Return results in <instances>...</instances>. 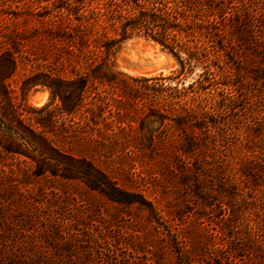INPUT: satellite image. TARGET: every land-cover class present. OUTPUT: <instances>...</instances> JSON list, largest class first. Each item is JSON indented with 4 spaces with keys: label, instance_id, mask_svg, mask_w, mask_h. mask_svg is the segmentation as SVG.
Wrapping results in <instances>:
<instances>
[{
    "label": "rangeland",
    "instance_id": "rangeland-1",
    "mask_svg": "<svg viewBox=\"0 0 264 264\" xmlns=\"http://www.w3.org/2000/svg\"><path fill=\"white\" fill-rule=\"evenodd\" d=\"M58 1L21 8L0 1V52L13 35H26L14 41L18 67L6 83L20 110L51 101L46 86L30 87L27 79L51 73L54 63L61 76H73L60 47L42 34L48 7ZM221 1L223 50L210 54L220 67L215 84L189 89L200 68L183 86L167 82L186 88L182 101L189 106L204 108V128L177 125L173 112L150 141L140 131L147 100L118 97L121 87L105 85L112 110L95 111L96 125L69 139L59 124L48 134L59 152L87 160L151 208L114 203L78 180L34 177L23 158L0 154V264H264V0ZM117 69L144 93L151 82L128 77H170L180 65L160 45L136 38L121 46Z\"/></svg>",
    "mask_w": 264,
    "mask_h": 264
},
{
    "label": "trees",
    "instance_id": "trees-1",
    "mask_svg": "<svg viewBox=\"0 0 264 264\" xmlns=\"http://www.w3.org/2000/svg\"><path fill=\"white\" fill-rule=\"evenodd\" d=\"M7 1L17 2L16 8L28 3H39V0ZM221 4V0L53 2L48 7L50 13L44 16L47 29L42 34L52 46L60 47L57 51L68 64L73 76H61L59 66L54 63L51 73L38 74L25 81L30 87L46 86L50 90V104L41 109H31L28 106L22 110L16 108L6 83L18 67L19 43L14 41L26 35H13V43L8 39L10 47L0 52V154L23 158L32 168L34 177L78 180L109 201L123 205L136 204L150 209L151 205L140 195L118 188L105 173L97 170L87 160L59 152L52 145L53 140L48 134L59 124L62 136L69 139L78 129L96 125L91 117L95 111L105 114V111L112 110L110 102L105 101L108 97L105 85L115 91L121 87L116 93L118 97L127 95L136 100L143 96L147 100V103H143L147 107V113L141 122L140 131L147 132L150 141L162 134L171 121L168 116L173 112L179 118L175 121L177 125L189 124L196 129L204 128V108L201 105L189 106L186 101H182V97L188 93L186 88L182 87V92H179L177 87L172 88L167 82L171 80L183 86L185 80L194 74L195 68H200L201 74L189 89L195 93L201 90L205 92L215 84L217 69L220 67L212 62L210 54L213 49L217 52L223 50L222 36L226 16ZM12 14L18 19L24 16V13ZM233 28L236 29L235 26ZM136 38L160 45L180 65V69L172 72L170 77L137 79L127 76L135 83L151 82V85L145 87L144 93L123 80L125 75L117 69L121 46ZM260 72L259 77L264 80V69ZM196 84L198 87L194 88ZM55 103L56 106L52 109L51 105ZM33 112L43 115L39 118L32 117ZM150 124L152 126L147 127ZM192 148L193 145L188 146V149ZM78 164L83 167H78Z\"/></svg>",
    "mask_w": 264,
    "mask_h": 264
}]
</instances>
